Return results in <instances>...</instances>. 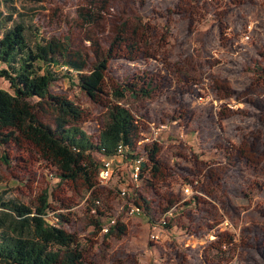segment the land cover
Instances as JSON below:
<instances>
[{"label": "rangeland", "instance_id": "374dc122", "mask_svg": "<svg viewBox=\"0 0 264 264\" xmlns=\"http://www.w3.org/2000/svg\"><path fill=\"white\" fill-rule=\"evenodd\" d=\"M85 4L0 0V34L5 16L17 7L30 38L40 28L46 38L91 54V35L109 50L102 101L63 70L52 84L85 110L80 124L94 137L114 87L150 77L149 96L128 95L123 102L145 132L174 117L181 126L159 132L167 168L139 190L156 217L182 204L170 227L158 230V240L151 238L146 213L119 218L124 232L101 234L96 221L107 222L121 204L118 188L129 182L127 173L118 170L94 191L81 180L59 183L56 167L31 146L15 111L0 114V156L4 150L8 156L7 162L0 157V189L35 205L48 188L55 209L50 218L65 215L62 225L75 233L82 264H264V0H109L94 24L79 16ZM0 87L10 89L2 76ZM196 178L198 191L185 193L184 184ZM96 198L101 205L93 212Z\"/></svg>", "mask_w": 264, "mask_h": 264}, {"label": "trees", "instance_id": "16d2710c", "mask_svg": "<svg viewBox=\"0 0 264 264\" xmlns=\"http://www.w3.org/2000/svg\"><path fill=\"white\" fill-rule=\"evenodd\" d=\"M85 3L79 7V16L94 24L102 17L100 12L108 7L109 0H85ZM23 14L14 7L1 23L4 29L0 34V76L9 81L10 89L0 87V114L9 111L21 114L27 140L42 158L56 167L59 183L81 180L87 189L94 191L100 152L113 154L121 141L134 150L141 135L138 119L123 100L128 95L149 96L153 82L150 77L140 76L136 81L114 87V99L106 103L101 128L94 137L80 124L85 118V110L67 95L54 91L52 84L63 70L76 77L77 84L92 99L102 101L106 93L109 50L106 51L91 35L87 37L91 40V54L73 49L68 41L46 38L40 28L30 38ZM8 22L11 23L7 25ZM125 25L126 22L119 29L123 30ZM4 143L0 138V144ZM143 150L149 175H142L140 183L153 184L152 178L163 176L167 164L161 157L159 141L146 145ZM0 157L8 161L6 150ZM137 192L146 214L155 218L151 201L139 189ZM52 199L53 193L47 188L38 195V204L29 205L7 198L0 189L1 263L82 264L83 250L75 233L62 225L67 219L65 215L55 212L52 217L56 220L50 219L55 210ZM96 223L101 227L100 220ZM170 225L169 222L166 227ZM117 229L124 232L125 226L118 222L106 235Z\"/></svg>", "mask_w": 264, "mask_h": 264}, {"label": "built area", "instance_id": "2783aa9c", "mask_svg": "<svg viewBox=\"0 0 264 264\" xmlns=\"http://www.w3.org/2000/svg\"><path fill=\"white\" fill-rule=\"evenodd\" d=\"M251 27V26H250ZM247 38L250 34L247 32L245 35ZM62 68H65L62 65ZM172 125H180L181 123L178 118L174 117L170 122H160L150 125V128L147 132H145L141 128V135L136 143V149L132 150L128 148L122 141L119 142L116 146V151L108 155L104 152H100V165L98 172V181L102 184H108L110 179L117 173L118 170H121L122 173H127L129 182L127 184H123L118 188V194L122 200L121 204H118L114 207L113 213L109 215L108 221L102 223L100 227V233L106 235L111 231V229L118 224L119 218L122 217H131L136 213H146L145 205L137 196L138 189H140V180L142 175L148 177L149 173L147 172L149 169L144 165L145 156L144 151L146 145L153 143L154 141H159L162 139H158L159 132L163 128H169ZM160 137V136H159ZM126 165V168L124 167ZM53 175V172H51ZM199 185V179L196 178L192 183L184 184L183 191L187 194L192 192H196L197 187ZM133 190V192H132ZM95 205L92 207V211L95 212L96 206L101 205V199H94ZM181 201L178 203L168 207V209L160 214L159 216L152 218V228L151 238L153 240H158L160 238V232L158 231L162 226H166L171 220V216L175 214V210L177 206H179ZM53 218V219H51ZM51 221H55V217H51ZM227 244H224L226 247Z\"/></svg>", "mask_w": 264, "mask_h": 264}, {"label": "crops", "instance_id": "0c3cea01", "mask_svg": "<svg viewBox=\"0 0 264 264\" xmlns=\"http://www.w3.org/2000/svg\"><path fill=\"white\" fill-rule=\"evenodd\" d=\"M141 186H142V183H141Z\"/></svg>", "mask_w": 264, "mask_h": 264}, {"label": "flooded vegetation", "instance_id": "af4514ba", "mask_svg": "<svg viewBox=\"0 0 264 264\" xmlns=\"http://www.w3.org/2000/svg\"><path fill=\"white\" fill-rule=\"evenodd\" d=\"M264 254V253H263Z\"/></svg>", "mask_w": 264, "mask_h": 264}]
</instances>
